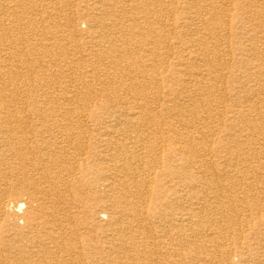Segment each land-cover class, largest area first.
Returning <instances> with one entry per match:
<instances>
[{"label":"bare ground","instance_id":"6f19581e","mask_svg":"<svg viewBox=\"0 0 264 264\" xmlns=\"http://www.w3.org/2000/svg\"><path fill=\"white\" fill-rule=\"evenodd\" d=\"M2 1L0 264H74V259L80 261V258L87 259L88 264H105L104 261L112 257L117 259L115 264H184V260L191 264H233L229 257L232 253L227 246L231 240L236 242L235 251L240 264H264V208L260 210L263 214H260L258 222L252 223L247 230L249 232L245 239L241 229L232 227L233 222H236L245 228V222L237 218L239 214L236 207L242 205V201L248 200L245 206L254 210L264 201V182L259 181L264 178V168L259 171L258 180L249 176L251 164H258L264 159V122L261 120L264 114L260 115V110L264 109V89L245 96L231 89L230 93L218 97L217 101L212 99L217 90L216 85L223 84L226 78L223 71L229 62H223L222 57L228 54L232 44L229 36L232 34L235 39L239 37V33L232 31V27L223 22L219 14L220 6L213 0H149L146 3L141 0H123L130 4L127 10L132 12L145 9L150 15L152 12L157 13L162 25L159 33L165 48L169 49L165 52L164 63L167 66L165 74L162 73V83L167 85L172 82L171 75L176 74L178 88L171 92L170 97H166L163 92V105L158 109V114L150 115V118L146 117L150 107L148 103L140 109L110 108L106 111V119L98 111L90 115L67 108V111H60L67 122L56 125L57 114L50 109L36 108L32 116L23 113L22 94L26 82H23V62L20 56L24 41L19 37L23 20L18 10L22 0ZM121 1L80 0L76 6L73 5L75 9L71 10V15L66 19L70 26L81 12L92 14L89 17V32L80 36L82 43L79 44L83 51H90V55L84 58V65L87 63L91 70L78 73V77L92 76L97 71L99 77L108 79L109 74L104 70L99 72L97 65L108 60H128L130 52L127 43L138 35L143 38L149 35L148 32H134L136 27L128 28L126 23L137 21L127 19L129 15L126 14V5ZM22 2L27 4V0ZM29 6V12L39 11L35 5ZM176 11L183 15L178 16V20L173 17ZM234 14L258 17L256 7L246 2H238ZM23 18L26 20V17ZM32 19L35 21V18ZM54 19L57 21L56 17ZM69 28H66L67 31ZM25 29L30 28L26 26ZM38 31L37 35L40 33ZM30 33L31 36L36 31ZM150 34L153 40L154 31ZM34 45H30L26 51L33 54L31 49ZM173 49L176 50L171 51ZM75 50L78 53L77 47ZM169 58L174 61L169 62ZM184 63L189 70L181 69ZM254 76L257 79L255 83L264 86V76L260 72ZM93 83L97 85L95 81ZM106 83L114 84L113 80ZM83 91L78 92L84 93L83 96L88 94ZM223 98L237 100L247 108L245 111L232 107L227 109L222 105ZM87 115L93 126L83 124ZM35 118L39 122L31 125ZM45 118L54 121L53 125H43L41 121ZM72 118L78 123L76 126H71ZM219 127L237 129L246 134V139H231L214 149V132ZM216 152L222 155H217L219 162L217 160L216 164H212L210 155ZM189 154L198 155L199 160L194 161ZM190 166L195 169L192 173L188 172ZM83 186L87 187V191L83 192ZM153 186L155 190L159 189L156 193L152 191ZM183 203L186 209L181 210V214L166 212L169 204L181 206ZM209 213L219 217L215 223ZM225 217L231 225L222 223ZM155 220L162 228L168 227L173 231L184 229L190 233L189 237L195 238V233H202L203 230L211 232L206 236L207 243L204 245H196L191 238H186L188 241L185 245L190 243L193 250L182 258L175 252L173 256L174 248L179 246L176 241L173 244L174 236L160 230L167 241L160 242L165 244L164 256L161 258L163 261L154 262L147 258L150 245L147 229ZM212 224L217 229L210 228L214 227ZM176 226L180 227L177 229ZM80 231H84L85 235L81 236ZM95 238L99 239L100 244L94 243ZM169 252L173 257L167 256ZM92 254L96 258L93 259Z\"/></svg>","mask_w":264,"mask_h":264},{"label":"rangeland","instance_id":"374dc122","mask_svg":"<svg viewBox=\"0 0 264 264\" xmlns=\"http://www.w3.org/2000/svg\"><path fill=\"white\" fill-rule=\"evenodd\" d=\"M1 1H0V4H2ZM22 1L26 2V0H22ZM22 1L19 2V6H18L19 9L18 10H20L19 12H20V14H22V17L20 15L21 21L22 20L24 21L25 18H23V17H26V20L24 23H22L23 21L22 22L19 21V22H21V30H20L21 32L19 33L20 34L19 37H21L22 40L24 41V45L22 46V49L23 50L25 49L24 52L21 49L22 54L20 56L21 60L23 62V66H22L23 68L21 70V72H23L22 73V76L24 79L23 82H26L25 88H24V94H22L24 96V107L22 106L24 108L23 113L26 112V114L28 113L27 115L32 116L35 114L34 110H36V108L43 107L44 109H47V110L50 109L51 112L57 114V117L55 118V124L56 125H62V124H65L67 122V120L61 116L62 112H64V110L67 111L68 109L74 108L78 111L79 110L83 111L84 114L88 113L90 115H92L96 111H98L102 114L103 119H106L108 116L106 111L109 110L110 108H115V109H120V110L136 109V108L140 109V107L142 105L148 103L150 105V107L148 108L149 111L146 112V117L150 118L151 116H153L155 114L157 115L158 109L161 108V106L163 105V102L161 101L163 99V95H164L163 92H165L166 97H170L172 94L171 92H173V90L175 91V89L178 88V85L176 84V77H177L176 74L171 75V78H173L172 82H169L167 85L162 83V77L165 74L164 72H165L166 66H167L164 63L165 52H167L169 49L165 48V45L162 41L163 37L160 35L161 33H159V32H161L160 30H162V25L160 24L161 22L159 21V18H157V13L155 14L154 12H152V14L150 15L148 12L145 11V9L142 10L141 12L140 11L132 12L130 10H127V7H129L130 4L128 2H125L122 0L121 2H124V4L126 5V7H125L126 11H127L126 14L129 15V17L127 19L128 20L133 19L134 21H137V22H130L129 21L128 23H126L129 25L128 28L130 26L136 27V28H134V32H136V33H138V31L143 32V33L148 32L149 35H146V37H144V38H143V36L141 37L140 35H138L134 38V40L129 42L130 45L127 43V49H129L131 59L129 58L128 60L123 61V62L118 61L119 63L117 61L115 62V61L108 60V62L107 61L102 62L101 65H97V67L99 68V72L104 70L105 72H107L109 74L108 79L99 77V73L97 71L94 72V74L92 76L88 75V77L87 76H85V77L79 76L78 77V73L91 70V68L87 66V63H86V65H84V58H85V56L90 55V51H83V49L79 48V47L82 43L80 40L82 38L80 36H84L85 33L87 34L89 32V28H88L89 27V17H92V14L88 15L85 12H83V13L81 12L80 15L77 17V19L74 20L76 22H74L70 26L66 22V19L69 17V15H71L69 13H71V10L75 9V6L79 3L80 0H35V2L32 0H27L26 3L28 5ZM60 1H62V2L60 3ZM141 1L143 3H146L149 0H141ZM213 2H215L217 5L220 6L221 11H219V14H221L223 22L228 23L227 25H230L232 27V31H234L235 33L236 32L239 33V37L235 39V37L232 34H230V36H229V42H231L232 44H230V47L228 49V54H226V55H224V57H222L223 62H226V63L229 62L226 69H224L225 71H223V74L226 77L224 80L225 84L224 83L223 84L218 83L216 85L217 90L215 93H213L212 99L214 101H217L218 97L224 96L227 93H230L231 89L235 92L240 91L239 92L240 96H245L246 94H250L253 91H258L260 89H264L263 88L264 86H262V85L259 86L257 83H255L257 81V79H256V76H254V75L259 74V72L261 73L262 76H264V0H213ZM238 2L252 3L256 7L258 17L256 18V17L251 16L249 14L241 15V16L235 15L234 14L235 13V5ZM47 3H49V4H47ZM21 4H22V6H20ZM71 4H72V6L75 5V6H73L74 8L71 6ZM25 5H26V7H25ZM32 5H35V7H37V10H39V11L29 12L28 6L30 8ZM141 6H143V5H141ZM20 7H22V8H20ZM62 8H63V10H62ZM67 8L70 10H68ZM60 10H62V11H60ZM226 11L228 13L224 14ZM24 12H29V13H24ZM32 12H35V13L32 14ZM58 12H60V13H58ZM35 14H37V17ZM52 14H54V17L57 18V21H55L56 19H54ZM181 14L182 13L180 11H176L174 13L173 17L176 20H178V18H177L178 16L179 17L183 16V15L181 16ZM32 17L35 18V21L32 19ZM45 17H47V18H45ZM60 17H62V18H60ZM154 17H156V19ZM43 19L46 21L48 20V22H45ZM36 20H38L39 22L37 23ZM145 20H147V21H145ZM40 22L43 24H41ZM64 23L66 25H63ZM136 23H137V25L139 24L140 27L137 26ZM155 23L158 25H156ZM35 25L36 26L40 25L41 28H39L40 26L36 27ZM45 25L47 27H45ZM49 25H50V27H49ZM26 26H27V29L28 28H30V29L26 30L25 29ZM57 26H59L61 29ZM67 27L68 28L70 27L72 32H71L70 28L68 29V31L70 30L68 32L66 29ZM149 27H151V28H149ZM31 28H32V30H35L36 33L34 35L32 34L30 36L29 34H31L30 32L32 31ZM38 29H39V31H38ZM42 29L45 32H50V30L52 32L54 30L52 32L54 34H52L51 32L49 34L45 33ZM47 29H50V30H47ZM59 29H60V31H59ZM65 29H66V31H65ZM29 30H30V32H27ZM37 31L40 32L39 35H37ZM152 31H154L155 34H153V35L157 38V40L154 36H153V40H152V34H150V32H152ZM55 32L57 33L59 38L57 37ZM42 33L45 34L47 37H44L45 35H43ZM67 34H68V36H67ZM42 35H43V37H42ZM28 37H30V38L32 37L31 38L32 40L30 38L28 39ZM60 38H62V39H60ZM54 39H56V40H54ZM57 39H59V40H57ZM29 40L33 41V42H30ZM44 40H45V42H44ZM67 40H69V41H67ZM49 42H52V43H49ZM29 44L30 45L35 44L33 47L34 50L31 49L33 54L28 52V50L26 51V49H29V47H31ZM48 44L51 46H49ZM36 45H38V47H40V48H38ZM55 45H56V47H55ZM76 47L78 49V53H77V50H75ZM248 47L250 49H248ZM175 50L176 49H173L171 51H175ZM23 53L25 55H23ZM50 53L52 54V56ZM156 53L157 54L159 53V54L157 55ZM22 56H24L25 58ZM45 58H47V60ZM170 58H169V62L174 61ZM26 59H28L32 63L27 61ZM76 61H78V62L76 64H73ZM130 61H132V64H130ZM118 64H120V65H118ZM73 65L76 66L77 69ZM25 66H26V68H25ZM45 67H47L48 70ZM67 67L69 70L67 69ZM260 67H262L261 68L262 70H258V68H260ZM114 68H115V70H114ZM181 69L182 70H184V69L189 70V68L186 67L185 63L183 64ZM66 72L69 74H67ZM27 73H29V76ZM63 73H65V74H63ZM72 73H74V75H72ZM142 73L146 77L144 75H142ZM162 73H164V74L162 75ZM70 75H72L73 77L69 78ZM27 77H29V78L27 79ZM96 77H97V79H96ZM61 79H62V81H61ZM30 80H32V81H30ZM67 80L69 82H67ZM109 80H113L114 84L110 85V84L106 83V82H109ZM94 81H95V83H97V85H95V86L93 83ZM138 81H139V83H138ZM102 82L104 84H102ZM30 83H32L33 86ZM64 83H66V84H64ZM57 84H58V87H57ZM143 86L146 88L143 89L142 88ZM82 90H84L83 92L88 93V94L83 96L82 94H84V93H81V94L79 93ZM44 92H45V95L43 94ZM75 93H76V95H75ZM47 95H49V96H47ZM25 101L27 103H25ZM90 102H91V104H90ZM54 103H55V105H54ZM109 103H111L110 104L111 106L109 105ZM151 103H153V104H151ZM222 105L224 107H226L227 109H230L232 107L233 109L240 108V109L245 111L247 108V106H242L239 103V101L234 100V99L227 100V99L223 98V104ZM206 108L207 107H205V109ZM57 111H59V112H57ZM60 111H62V112L60 113ZM40 114H42V113H40ZM261 114H264V109L260 110V115ZM230 116L231 115H225L224 117H230ZM90 120L91 119H89V116L87 115V119H85V121H83V124L85 123L84 124L85 126H93V124L91 123ZM170 120H172V119H170ZM170 120H168V121H170ZM261 120L264 122L263 117L261 118ZM36 122L38 123L39 121H37V119L35 118L34 121H32L31 125H33V123H36ZM41 122L45 126H50V125H53V123H54V121H52L51 119H48V118L42 119ZM80 122H82V121H80ZM71 123H72L71 126H76L78 124L76 122V120H74L73 118L71 119ZM214 135H215V142H216L213 146L214 149H216L218 146H220L222 144L225 145L231 139L239 140V141H243L246 139L245 133L240 132L237 129H225L222 127L217 128L216 131L214 132ZM249 137H251V136H249ZM189 155L192 159H194V161H197V159L199 160L198 155H195L196 158H194L195 156H193L192 154H189ZM217 155L221 156L222 154L216 152V153H213L210 155V163L216 164V162L218 160ZM218 162H219V160H218ZM263 162H264V159L260 160L258 162V164L257 163L251 164V166L249 167V171H250L249 176L250 177H253L255 180L259 179V177H260L259 171L262 170V168H264ZM206 167L213 168L210 165H207ZM202 168H205V167H202ZM194 171H195V169L190 166L188 172L192 173ZM251 171H253L254 173ZM262 179L264 180V178H262ZM262 179L259 181L264 182ZM220 182H222V184H225V185L228 184L225 181H220ZM82 188H83V192L87 191L86 186H83ZM154 190L155 189L153 186L152 191H154ZM157 190H159V189H157ZM157 190H155L154 193H156ZM13 201L14 200H12L11 202L14 204ZM247 201H242L241 203H243V204L238 205L236 207L239 210L241 209L240 211L237 209V212L239 214V216L237 218L240 221L242 220V222H245V228H243L240 224H238L236 222H233V224H232L233 229H236V228L241 229L240 232H241V235H243L244 239L246 238V234H247V232H249L247 230L249 228H251L252 223L258 222V219L261 217L260 214L261 215L263 214L262 211H260V210H262L264 208V201H263V203H262L263 205L260 204V207L255 208V210L252 209V207L247 209V207L245 206ZM241 203H239V204H241ZM169 206L170 207L167 208V211H166L169 214L170 213L176 214L179 212L181 214V210L184 211L186 209L184 207V206H186L185 203H183V205H181V206H178L176 204H173V205L169 204ZM77 211H78V207H77ZM150 213L155 214L156 211H155V213L150 211ZM240 213H241V215H240ZM211 215L209 213V217L212 219V221L216 222L219 217L214 216V215L211 216ZM214 217H217V218H214ZM247 217H248V219H247ZM220 219H221V217H220ZM224 219L222 218V220H224V222H222L223 224L224 223L226 224V222H227L228 223L227 226L231 225V223L229 221H227V219H228L227 217H225ZM219 221H221V220H219ZM158 224H159V222H158ZM158 224H157L156 220L152 221L150 223L149 228L147 229V232L149 231L148 232L149 236H147L148 234L146 232L148 245L150 244L148 247V257L147 258H148V260L153 259L154 262H159V261L162 262L163 261V259H161V258L164 256L163 245H165V244H161V243H166V241H167L166 238L164 237V235H162V233L159 232L160 230L163 231L164 233H168V234H171L172 236H174L175 240H174L173 244L176 241V243H178L179 246H177V248H174L175 250L173 249L174 250L173 253L175 252L177 255L182 256V258L185 257L187 254H189L193 250V246L190 243H189V245H185L186 241H188L187 239L191 238L190 240L192 242H195L196 245H198V244L204 245L207 243V242L205 243L206 236H208L211 232V230H210V232L209 231L204 232V230H203L202 233H204V234H202L201 232H197V233H195V238H194V237H189L190 233L186 232L184 229L179 228L180 230H174L173 231L172 229H170L168 227L162 228V226L160 225L161 226L160 227V226H158ZM234 225H236V226H234ZM237 225H239V226H237ZM212 226H214V227H210V228L217 229L215 227V225L212 224ZM177 227H180V226H176V228ZM177 231H178V233H177ZM80 233H81V236L85 235L84 231H80ZM176 234H178L179 236H177ZM198 237H200L201 239ZM94 241H95L94 242L95 244H97V245L100 244L99 239L97 240L95 238ZM245 243L248 244L249 242H245ZM239 244H238V246H241ZM227 246H228L230 252L232 253L229 256L231 263L240 264V259L238 257V253L235 251L236 242H233V240H231L228 242ZM170 252L168 253L167 256H172ZM175 253L173 254V256L176 255ZM153 254H156V256ZM157 256H159V257H157ZM92 257H93V259H94V257L96 258V255L94 256L92 254ZM155 259H156V261H155ZM116 261H117V259L115 257H112L111 259L105 260L104 263L105 264H115ZM74 262L76 264H88L89 261H87V259L80 258V261L79 260L77 261V259H74ZM184 264H191V263H187V261L184 260Z\"/></svg>","mask_w":264,"mask_h":264}]
</instances>
